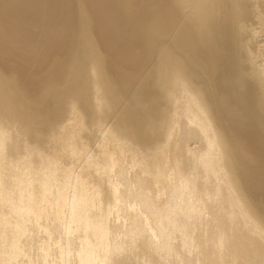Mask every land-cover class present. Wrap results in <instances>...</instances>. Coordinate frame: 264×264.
I'll list each match as a JSON object with an SVG mask.
<instances>
[{
	"label": "bare ground",
	"instance_id": "bare-ground-1",
	"mask_svg": "<svg viewBox=\"0 0 264 264\" xmlns=\"http://www.w3.org/2000/svg\"><path fill=\"white\" fill-rule=\"evenodd\" d=\"M0 264H264V0H0Z\"/></svg>",
	"mask_w": 264,
	"mask_h": 264
},
{
	"label": "water",
	"instance_id": "water-1",
	"mask_svg": "<svg viewBox=\"0 0 264 264\" xmlns=\"http://www.w3.org/2000/svg\"><path fill=\"white\" fill-rule=\"evenodd\" d=\"M69 35V34H68Z\"/></svg>",
	"mask_w": 264,
	"mask_h": 264
}]
</instances>
